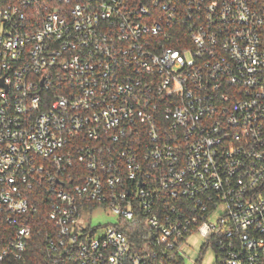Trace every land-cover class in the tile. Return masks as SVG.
Returning a JSON list of instances; mask_svg holds the SVG:
<instances>
[{"label": "built area", "instance_id": "1", "mask_svg": "<svg viewBox=\"0 0 264 264\" xmlns=\"http://www.w3.org/2000/svg\"><path fill=\"white\" fill-rule=\"evenodd\" d=\"M36 236L47 264H264V0H0V264Z\"/></svg>", "mask_w": 264, "mask_h": 264}, {"label": "rangeland", "instance_id": "2", "mask_svg": "<svg viewBox=\"0 0 264 264\" xmlns=\"http://www.w3.org/2000/svg\"><path fill=\"white\" fill-rule=\"evenodd\" d=\"M116 221L115 215L110 210L103 208L98 209L92 216H90V222L92 227H99L98 232L102 233L104 228L112 222ZM204 244V238L198 234L192 236L189 240V245L184 248L185 253L189 256L186 261L190 262L194 259H198L202 254V248ZM215 253L213 249H206L203 254L202 264H215Z\"/></svg>", "mask_w": 264, "mask_h": 264}, {"label": "trees", "instance_id": "3", "mask_svg": "<svg viewBox=\"0 0 264 264\" xmlns=\"http://www.w3.org/2000/svg\"><path fill=\"white\" fill-rule=\"evenodd\" d=\"M31 251L29 253L30 259L26 264H47L44 261L43 242L41 237H35Z\"/></svg>", "mask_w": 264, "mask_h": 264}]
</instances>
